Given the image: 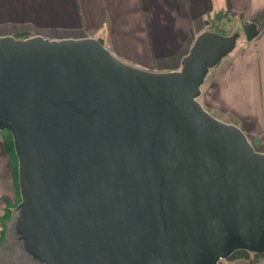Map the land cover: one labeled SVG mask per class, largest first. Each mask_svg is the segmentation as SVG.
Wrapping results in <instances>:
<instances>
[{"label":"water","instance_id":"water-1","mask_svg":"<svg viewBox=\"0 0 264 264\" xmlns=\"http://www.w3.org/2000/svg\"><path fill=\"white\" fill-rule=\"evenodd\" d=\"M201 33L180 70L119 60L102 38L0 36L16 232L41 264H220L264 254V153L199 101L244 35Z\"/></svg>","mask_w":264,"mask_h":264},{"label":"crops","instance_id":"crops-1","mask_svg":"<svg viewBox=\"0 0 264 264\" xmlns=\"http://www.w3.org/2000/svg\"><path fill=\"white\" fill-rule=\"evenodd\" d=\"M220 13L240 24L257 19L262 26L257 38L245 39L236 54L209 71L199 101L264 150V0H0V36L102 38L124 63L171 72L180 70L196 38L212 31L211 20ZM5 143L0 135V219L15 186Z\"/></svg>","mask_w":264,"mask_h":264},{"label":"rangeland","instance_id":"rangeland-1","mask_svg":"<svg viewBox=\"0 0 264 264\" xmlns=\"http://www.w3.org/2000/svg\"><path fill=\"white\" fill-rule=\"evenodd\" d=\"M211 21H212L211 29L214 30L215 33L221 32V33H224L226 36H229V35L233 34L234 32H240V33L242 32V25L240 24V20H238L237 18L232 19L230 16H228L226 14L223 15L222 13H220L217 15V19L215 17V19L211 20ZM16 37L18 39H22V38H20L22 36H16ZM245 39L246 38L242 34V36L239 38V40L236 44L237 47H236V50L234 51V54H236L238 52L239 48L242 46L241 44L244 43ZM230 55H228V56H230ZM224 58H226V57H224ZM224 58H223V60H225ZM212 71H213V69H212ZM208 80H209V78H208ZM206 84H207V82H206ZM205 86H202L203 89L205 88ZM200 98H199L200 101L204 100L203 97H200ZM210 113L214 117H216L217 119H219L223 122L230 121L229 120L230 118H227L225 116L223 117L222 113L219 111L211 109ZM0 135L2 136V139L6 138L5 133L0 132ZM255 146H256V149L258 151H264L261 147L257 146V144H255ZM12 164H13V167L15 166V168H16V162L15 163L12 162ZM18 187H19V185H18ZM8 200L10 201L11 207H15V206L16 207L11 209L10 214L5 219L6 220V223H5L6 227H5L4 231L3 230L0 231V235L2 233L4 234V236H3L4 240L0 244V264H41V263L37 262L36 260H34L32 257H29V255L26 253V251L24 249V246L22 245L23 244L22 241L19 239L18 234L15 233L16 232V219L18 217L17 204L19 202H21L20 192L18 193V188H16V185L14 186L13 192L11 193L10 199L8 198ZM247 260L248 259L243 260L241 262H237L238 260H235V262H234V261H229V259H228V260L220 261V264H263L264 263V259H262V258H258L255 260L252 258L249 261H247Z\"/></svg>","mask_w":264,"mask_h":264},{"label":"trees","instance_id":"trees-1","mask_svg":"<svg viewBox=\"0 0 264 264\" xmlns=\"http://www.w3.org/2000/svg\"><path fill=\"white\" fill-rule=\"evenodd\" d=\"M242 23H244V22H242ZM241 23V24H242ZM212 30V29H211ZM212 31H214V30H212ZM216 33H219V34H222V35H225L224 33H221V32H216ZM226 36V35H225ZM0 132H2V133H5L6 135H5V144H8L9 146H8V149L10 150V152H11V156H13V163H15L16 162V168H15V166L12 168L13 169V172H14V176H15V185H16V188H18V193H19V187H18V160H17V157L15 156L16 154H15V150H14V145L12 144L13 143V139H12V136H11V134H10V132H8V131H0ZM5 199V205H6V209H5V213H4V216L2 217V219H0V222H1V224H2V230L4 231V229H5V227H6V225H5V223H6V218H7V216L10 214V212H11V209L12 208H15V207H11V204H10V201L7 199V198H4ZM20 204V202L17 204V206ZM2 231V232H3ZM1 232V233H2ZM3 236H4V234L2 233L1 235H0V244L2 243V241L4 240V238H3ZM2 238V239H1ZM258 259V258H262V259H264V254H262V255H254V254H251V253H249V252H246V251H238V252H236V253H234L231 257H230V259H229V261H233V260H238V259Z\"/></svg>","mask_w":264,"mask_h":264},{"label":"bare ground","instance_id":"bare-ground-1","mask_svg":"<svg viewBox=\"0 0 264 264\" xmlns=\"http://www.w3.org/2000/svg\"><path fill=\"white\" fill-rule=\"evenodd\" d=\"M253 146V145H252ZM255 148V147H254ZM256 149V148H255ZM257 150V149H256Z\"/></svg>","mask_w":264,"mask_h":264},{"label":"flooded vegetation","instance_id":"flooded-vegetation-1","mask_svg":"<svg viewBox=\"0 0 264 264\" xmlns=\"http://www.w3.org/2000/svg\"><path fill=\"white\" fill-rule=\"evenodd\" d=\"M18 39V38H17ZM24 39V38H23Z\"/></svg>","mask_w":264,"mask_h":264},{"label":"built area","instance_id":"built-area-1","mask_svg":"<svg viewBox=\"0 0 264 264\" xmlns=\"http://www.w3.org/2000/svg\"><path fill=\"white\" fill-rule=\"evenodd\" d=\"M264 264V263H263Z\"/></svg>","mask_w":264,"mask_h":264}]
</instances>
